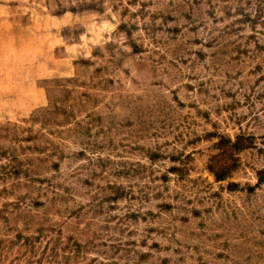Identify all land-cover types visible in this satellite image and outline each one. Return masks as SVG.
Listing matches in <instances>:
<instances>
[{
  "label": "rangeland",
  "instance_id": "obj_1",
  "mask_svg": "<svg viewBox=\"0 0 264 264\" xmlns=\"http://www.w3.org/2000/svg\"><path fill=\"white\" fill-rule=\"evenodd\" d=\"M251 10L0 0V264H264V184L248 190L264 25L237 22Z\"/></svg>",
  "mask_w": 264,
  "mask_h": 264
},
{
  "label": "trees",
  "instance_id": "obj_2",
  "mask_svg": "<svg viewBox=\"0 0 264 264\" xmlns=\"http://www.w3.org/2000/svg\"><path fill=\"white\" fill-rule=\"evenodd\" d=\"M243 3L252 7L251 12L242 13L237 19L239 24H249L252 29L256 28L257 23L264 25V0H242ZM264 36V30L259 31ZM243 149L241 141L229 143L226 155L222 157H214L213 161L208 165L209 171L214 176L216 181H224L230 177V174L239 166V159L236 156ZM176 170V169H173ZM256 183L254 186H249L248 190L253 191L255 187L264 184V167L255 171ZM229 190L239 188L238 183L229 182L227 184Z\"/></svg>",
  "mask_w": 264,
  "mask_h": 264
}]
</instances>
